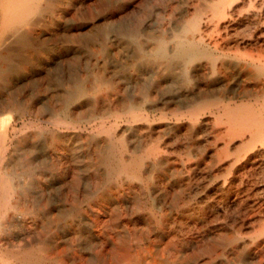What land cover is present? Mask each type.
<instances>
[{"label": "rangeland", "instance_id": "rangeland-1", "mask_svg": "<svg viewBox=\"0 0 264 264\" xmlns=\"http://www.w3.org/2000/svg\"><path fill=\"white\" fill-rule=\"evenodd\" d=\"M15 1L0 0V264H264V153L217 116L264 100V0H43L18 21ZM194 19L195 59L155 53Z\"/></svg>", "mask_w": 264, "mask_h": 264}, {"label": "bare ground", "instance_id": "bare-ground-1", "mask_svg": "<svg viewBox=\"0 0 264 264\" xmlns=\"http://www.w3.org/2000/svg\"><path fill=\"white\" fill-rule=\"evenodd\" d=\"M41 1H43V0H17V1H15L14 3H13V6L15 7V9H16V13L18 14L16 17H15V20L16 21H18L20 18H23V17H25L26 15H28V14H30L31 12H32V10H33V8H36L37 10H39L40 9V6H39V4L41 3ZM45 1H49V0H45ZM53 1V0H52ZM249 3V2H248ZM44 4V3H43ZM58 4V3H57ZM52 7V6H51ZM102 8V7H101ZM230 8V7H229ZM232 9V8H231ZM36 10V11H37ZM54 10V9H53ZM101 10V9H100ZM103 10V9H102ZM215 10H216V12H217V14H221L222 13V9H221V7L220 6H218V7H216L215 8ZM230 10V9H229ZM44 11V10H43ZM254 11V10H253ZM40 13V12H39ZM52 13V12H51ZM33 14V13H32ZM43 14V13H42ZM46 14V13H45ZM228 14V13H227ZM230 14H232V13H230ZM258 14V13H257ZM256 14V15H257ZM40 15V14H39ZM260 15V14H259ZM39 17V16H38ZM85 17V16H84ZM118 17V16H117ZM192 17H193V15H192ZM191 18V17H190ZM232 18V17H231ZM257 18V17H256ZM87 19H88V17H87ZM264 19V18H263ZM42 21V20H41ZM26 22V21H25ZM61 22V21H60ZM184 22V21H183ZM236 21L234 20V21H227L226 23H224V28H229V27H232L233 26V23H235ZM256 22V21H255ZM38 23V22H37ZM102 24V23H101ZM239 24V23H238ZM252 24V23H251ZM27 25V24H26ZM25 26V25H24ZM176 26H177V24H176ZM242 26V25H241ZM247 26V25H246ZM261 26V25H260ZM26 27V26H25ZM37 27V26H36ZM90 27H91V25H90ZM245 27V26H244ZM39 28V27H38ZM179 28H180V26H179ZM42 29H44V28H42ZM206 29V26L205 25H203V26H201V28H200V26H199V22L196 20V19H194V20H192V21H190L187 25H184V28L181 30V32L177 35V37H178V40H177V42H176V46H175V48H173V46H172V48L173 49H167L166 47H165V45H164V43L162 42V43H160L159 41H156V43H155V48H154V51H155V53H157L158 55H161L163 58H169V59H171V58H178V59H180V58H183V57H185V56H188V58H189V61H192L193 59H195V56L196 55H192V52H191V49L192 48H194V47H196V44H199V45H202L203 44V35L201 34L202 33V31L203 30H205ZM212 29V28H211ZM45 30V29H44ZM240 30V29H239ZM245 30H247V29H245ZM140 31H142L141 29H140V27H136V28H121V27H119L117 30H116V34L117 35H119V36H124V37H128V38H131V39H133V42L134 43H137V45H138V47H141V46H143L142 45V43H140V42H138L137 40H135V38H136V36L139 34V32ZM77 32V31H76ZM86 32V31H85ZM231 32V31H230ZM235 32V31H234ZM51 33V32H50ZM80 33V32H79ZM195 33H197L198 35H197V37H194V34ZM205 33V32H204ZM10 34V33H9ZM71 34V33H70ZM11 36H12V34H10ZM72 35V34H71ZM55 36V35H54ZM230 36V35H229ZM19 37V39H18V42L19 43H21V44H23L24 46L25 45H27L28 44V42H27V40H24L23 39V37H22V34L20 35V36H18ZM98 37V36H97ZM210 37V36H209ZM208 37V38H209ZM249 37V36H248ZM10 38H12V37H10ZM34 38V37H33ZM7 39V38H6ZM5 39V40H6ZM102 39V38H101ZM14 40V43H15V41L17 40L16 38L15 39H13ZM12 40V41H13ZM47 40V39H46ZM85 40H87V39H85ZM170 40V39H169ZM255 40H256V38H255ZM11 41V42H12ZM230 41V40H229ZM9 42V41H8ZM17 42V41H16ZM45 42V41H44ZM47 42V41H46ZM92 42V41H91ZM122 42V41H121ZM130 42V41H129ZM1 43V42H0ZM3 43V42H2ZM98 44V43H97ZM103 44V43H102ZM150 44V43H149ZM208 44V43H207ZM210 44V43H209ZM5 45V44H4ZM204 45V44H203ZM217 45V44H216ZM3 46V45H2ZM169 46V45H168ZM205 46V45H204ZM210 46V45H209ZM208 46V47H209ZM153 47V46H152ZM207 47V46H206ZM213 47V46H212ZM18 48V47H17ZM86 48V47H85ZM211 48V47H210ZM84 49V48H83ZM92 49V48H91ZM126 49V48H125ZM214 49V48H213ZM19 50V49H18ZM102 50V49H101ZM104 50H106V49H104ZM203 50V49H202ZM222 50V49H221ZM231 50V49H230ZM34 51H36V50H34ZM193 51V50H192ZM207 51V50H206ZM135 52V51H134ZM137 52V51H136ZM212 52V51H211ZM191 53V54H190ZM222 53V52H221ZM226 53V52H225ZM15 54V53H14ZM17 54V53H16ZM40 54V53H39ZM82 54V53H81ZM147 54H149V53H147ZM207 54V53H206ZM209 54V53H208ZM217 54V53H216ZM223 54V53H222ZM227 54V53H226ZM252 54V53H251ZM254 54V53H253ZM252 54V55H253ZM11 55V54H10ZM91 55V54H90ZM228 55V54H227ZM4 56V55H3ZM7 56V55H6ZM145 56H146V54H145ZM12 57V56H11ZM98 57V56H97ZM103 57V56H102ZM110 57V56H109ZM160 57V56H159ZM229 57V56H228ZM258 57V56H257ZM5 58V57H4ZM8 58V57H7ZM153 58V57H152ZM230 58H232V57H230ZM229 58V59H230ZM2 59V58H1ZM17 59V58H16ZM19 59V58H18ZM30 59V58H29ZM233 59V58H232ZM10 60V59H9ZM87 60V59H86ZM140 60V59H139ZM204 60V59H203ZM227 60V59H226ZM225 60V61H226ZM235 60H239L238 58L237 59H235ZM243 60V59H242ZM248 60V59H247ZM250 60V59H249ZM263 60V59H262ZM4 61V60H3ZM15 61V60H14ZM103 61V60H102ZM133 61V60H132ZM146 61V60H145ZM151 61V60H150ZM176 61V60H175ZM245 61V60H244ZM7 62H9V61H7ZM20 62V61H19ZM96 62V61H95ZM98 62H99V60H98ZM106 62H108V61H106ZM110 62H111V60H110ZM135 62H137V61H135ZM236 62V61H235ZM252 62H253V64H252V67H254L256 70H257V72H259V75L260 76H262V77H264V65H261L260 63H259V65L258 64H255L254 63V61L252 60ZM256 62V61H255ZM10 63V62H9ZM28 63V62H27ZM31 63V62H30ZM104 63V62H103ZM109 63V62H108ZM162 63V62H161ZM174 63V62H173ZM181 63V62H180ZM244 63V62H243ZM246 63H249V62H246ZM2 64V63H1ZM4 64V63H3ZM2 64V65H3ZM55 64V63H54ZM58 64V63H57ZM97 64V63H96ZM110 64V63H109ZM119 64V63H118ZM222 64V63H221ZM13 65V64H12ZM11 65V66H12ZM16 65V64H15ZM56 65V64H55ZM105 65V64H104ZM112 65H114V64H112ZM160 65V64H159ZM166 65V64H165ZM173 65V64H172ZM6 66V65H5ZM29 66V65H28ZM27 66V67H28ZM115 66V65H114ZM128 66V65H127ZM7 67V66H6ZM6 67H4V68H6ZM107 67V66H106ZM109 67V66H108ZM117 67V66H116ZM126 67V66H125ZM132 67V66H131ZM227 67H229V66H227ZM231 67H232V65H231ZM242 67V66H241ZM251 67V66H250ZM3 68V67H2ZM1 68V69H2ZM92 68V67H91ZM99 68V67H98ZM97 68V69H98ZM113 68V67H112ZM164 68V67H163ZM170 68H171V65H170ZM183 68V67H182ZM9 69V68H8ZM12 69V68H11ZM24 68H22V70H23ZM95 69V68H94ZM94 69L92 70L93 72H94ZM129 69V68H128ZM131 69V68H130ZM233 69H234V67H233ZM236 69V68H235ZM120 70V69H119ZM6 71V70H5ZM10 71V70H9ZM101 71H102V69H101ZM105 71V70H104ZM118 71V70H117ZM125 71V70H124ZM182 71V70H181ZM255 71V70H254ZM3 72V71H2ZM25 72V71H24ZM85 72L86 71H84V74H85ZM95 72H96V75H97V77L98 78H102V77H104L103 75V73L102 72H100V71H96L95 70ZM111 72V71H110ZM126 72V71H125ZM179 72V71H178ZM213 72V71H212ZM256 72V73H257ZM8 73H10V72H8ZM90 73V72H89ZM88 73V74H89ZM107 73V72H106ZM121 73V72H120ZM119 73V74H120ZM118 74V73H117ZM1 77L3 78V80H2V83H3V85H5L6 84V81H5V78H8L9 79V77H7V75H5L4 74V72H3V74L1 73ZM9 75V74H8ZM90 75V74H89ZM88 75V76H89ZM254 75V74H253ZM80 76V75H79ZM87 75H85V77H86ZM114 76V75H113ZM117 76H120V75H117ZM138 76V75H137ZM231 76H232V74H231ZM257 76V75H256ZM12 77V76H11ZM109 77V76H108ZM146 77V76H145ZM189 77V76H188ZM210 77V76H209ZM79 78V77H78ZM95 78V77H94ZM215 78V77H214ZM10 80V79H9ZM8 80V81H9ZM85 80H87V79H85ZM182 80V79H181ZM236 80V79H235ZM90 81V80H89ZM91 81H92V79H91ZM118 81V80H117ZM238 81V80H237ZM111 82V81H110ZM10 83V82H9ZM13 83V82H12ZM78 83H79V81H78ZM99 83V82H98ZM123 83V82H122ZM20 84V83H19ZM22 84V83H21ZM91 84V83H90ZM103 84H105V83H103ZM73 85V84H72ZM109 85V84H108ZM106 86V85H105ZM3 87V86H2ZM72 87V86H71ZM98 87V86H97ZM107 87V86H106ZM113 87V86H112ZM79 88V87H78ZM86 88H88V87H86ZM100 88V87H99ZM1 89H3V88H1ZM65 89V88H64ZM67 89V88H66ZM97 88H95V90H96ZM115 89V88H114ZM61 90V89H60ZM77 90H79V89H77ZM81 90V89H80ZM245 90V89H244ZM67 91V90H66ZM65 92V91H64ZM81 92L82 93H84L85 91L84 90H81ZM130 92V91H129ZM43 93V92H42ZM78 93V92H77ZM98 93V92H97ZM108 93H109V91H108ZM117 93V92H116ZM220 93V92H219ZM229 93V92H228ZM2 94V93H1ZM53 94V93H52ZM66 94V93H65ZM230 94V93H229ZM42 95V94H41ZM76 95V94H75ZM252 95V94H251ZM260 95V94H259ZM175 96V95H174ZM226 96V95H225ZM248 96V95H247ZM249 96H250V94H249ZM39 97V96H38ZM66 97H68V96H66ZM71 97V96H70ZM99 97V96H98ZM97 97V98H98ZM107 97V96H106ZM222 97H223V95H222ZM237 97V96H236ZM243 97V96H242ZM246 97V96H245ZM251 97V96H250ZM261 97V96H260ZM263 97V96H262ZM19 99H20V97H18ZM18 98H16V99H18ZM26 98H28L27 96H26ZM26 98H24V99H26ZM72 98V97H71ZM92 98V97H91ZM96 98V97H95ZM96 98V99H97ZM100 98V97H99ZM105 98V97H104ZM109 98V97H108ZM203 98V97H202ZM224 98H226V97H224ZM244 98V97H243ZM264 98V97H263ZM18 99V100H19ZM35 99V98H34ZM64 99V98H63ZM77 99V98H76ZM101 99H103V98H101ZM191 99V98H190ZM242 99V98H241ZM21 100V99H20ZM27 100V99H26ZM92 100V99H91ZM126 100V99H125ZM141 100V99H140ZM185 100V99H184ZM235 100V99H234ZM248 100V99H247ZM15 101V100H14ZM14 101H13V103H14ZM62 101V100H61ZM80 101H82V100H80ZM79 101V102H80ZM111 101V100H110ZM158 101H160V99L158 100ZM239 101H241V100H239ZM259 101V100H258ZM17 102V101H16ZM15 102V103H16ZM45 102V101H44ZM60 102V101H59ZM78 102V101H77ZM107 102H108V100H107ZM227 102V101H226ZM235 102V101H234ZM237 102V101H236ZM248 102H250V101H248ZM18 103V102H17ZM20 103H21V101H20ZM46 103V102H45ZM63 103H65V102H63L62 101V104ZM96 103V102H95ZM175 103V102H174ZM244 103V102H243ZM253 104H254V101L252 102ZM251 103V104H252ZM27 104V103H26ZM237 104V103H236ZM248 104V103H247ZM20 105V104H19ZM25 105V104H24ZM101 105V104H100ZM198 105V104H197ZM209 105V104H208ZM224 105V104H223ZM243 105V104H242ZM241 105V106H242ZM70 106V105H69ZM68 106V107H69ZM199 106V105H198ZM204 106V105H203ZM233 106V105H232ZM228 107L227 109H226V106H223L222 107V110H223V115H219V114H217V116H224L225 117V119H226V121H227V123H228V125H229V127H227V133H229V134H232V133H236V132H239L240 133V136H245L246 134H247V136H246V138H245V141L244 142H242L243 144H244V151L247 153V156H248V153H249V156L251 155V158H254V157H256V156H259V155H262L263 153H264V100H263V102H259V108L256 110H253L252 108V110L249 112L250 114H246V115H243V114H240L239 113V111H240V109H239V107L240 106H237V105H235L234 107ZM0 107H3L2 106V104H0ZM17 107V106H16ZM21 107V106H20ZM36 106H34V108H35ZM52 107V106H51ZM63 107V106H62ZM71 107V106H70ZM73 107V106H72ZM143 107V106H142ZM207 107V106H206ZM215 107V106H214ZM217 107V106H216ZM219 107V106H218ZM250 107V106H249ZM252 107V106H251ZM10 108V107H9ZM37 108V107H36ZM67 108V107H66ZM141 108V107H140ZM220 108V107H219ZM243 108V107H242ZM133 109V108H132ZM131 109V110H132ZM143 109V108H142ZM204 109V108H203ZM205 109H209V107L208 108H205ZM221 109V108H220ZM23 110V109H22ZM61 110V109H60ZM60 110H59V112H60ZM96 110V109H95ZM193 110V109H192ZM197 110V109H196ZM196 110H193L192 111V116H197L198 115V111H196ZM210 110H211V108H210ZM217 110V109H216ZM222 110H221V113H222ZM1 111V110H0ZM6 111V110H5ZM8 111V110H7ZM52 111V110H51ZM214 111V110H213ZM219 110H217V112H218ZM23 112V111H22ZM129 112V111H128ZM161 112H163V111H161ZM241 112H242V110H241ZM50 113V112H49ZM52 113V112H51ZM67 113H68V111H67ZM122 113V112H121ZM173 113V112H172ZM246 113H248V112H246ZM164 114V113H163ZM163 114H161V115H163ZM174 114V113H173ZM20 115V114H19ZM45 115V114H44ZM67 115V114H66ZM127 115V114H126ZM213 115V114H212ZM24 116V115H23ZM28 116V115H27ZM49 116V115H48ZM125 116V115H124ZM129 116V117H128ZM127 117L129 118V121H134V123L136 122V123H138V121H140V119H146V120H148V116L147 115H145V114H143V113H140V114H138V115H136V114H130V115H128ZM160 116V115H159ZM164 116V115H163ZM190 116V115H189ZM43 117V116H42ZM51 117V116H50ZM67 117V116H66ZM108 117V116H107ZM122 117V116H121ZM150 117V116H149ZM182 117V116H181ZM191 117V116H190ZM26 118V117H25ZM94 118H96V117H94ZM100 118V117H99ZM179 118V117H178ZM197 118H199V117H197ZM60 119V118H59ZM93 119V118H92ZM102 119H104V117L102 118ZM116 119H118V118H116ZM51 120V119H50ZM101 120V119H100ZM99 120V121H100ZM105 120V119H104ZM138 120V121H137ZM153 120V119H152ZM155 120V119H154ZM179 120V119H178ZM194 120V119H193ZM195 120H197L198 121V119H195ZM194 120V121H195ZM23 121V120H22ZM43 121H45L44 119H43ZM88 121V120H87ZM117 120H115V122H116ZM119 121V120H118ZM156 121V120H155ZM158 121V120H157ZM238 121H240V125H237L236 124V122H238ZM46 122V121H45ZM44 122V123H45ZM114 122V121H113ZM122 122V121H121ZM141 122V121H140ZM144 122H145V120H144ZM151 122V121H150ZM162 122V121H161ZM42 123V122H41ZM71 123V122H70ZM112 123V122H111ZM133 123V124H134ZM149 123V122H148ZM152 123V122H151ZM196 123V122H195ZM107 124V123H106ZM113 124V123H112ZM130 124V123H129ZM132 124V123H131ZM139 124V123H138ZM192 124H194L193 122H192ZM72 125V124H71ZM76 125V124H75ZM110 125V124H109ZM127 125V124H126ZM51 126V125H50ZM62 126V125H61ZM74 126V125H73ZM117 126V125H116ZM43 127V126H42ZM47 127V126H46ZM68 127V126H67ZM102 127V126H101ZM113 128V127H112ZM226 129V128H225ZM81 130V129H80ZM103 130V129H102ZM106 130V129H105ZM116 130V129H115ZM78 131V130H77ZM82 131V130H81ZM98 131V130H97ZM100 131V130H99ZM98 131V132H99ZM117 131V130H116ZM120 131H121V129H120ZM106 132V131H105ZM105 132H103V135L105 134ZM58 133V132H57ZM114 133V132H113ZM55 134V133H54ZM59 134V133H58ZM100 134H101V132H100ZM99 134V135H100ZM222 134V133H221ZM226 134V133H225ZM94 135H96V134H94ZM114 135V134H113ZM224 135V134H223ZM56 136H57V134H56ZM101 136V135H100ZM217 136H219V135H217ZM55 137V136H54ZM103 137V136H102ZM115 137V136H114ZM117 137V136H116ZM229 137V136H228ZM113 138V137H112ZM55 139V138H54ZM242 139V138H241ZM116 140V139H115ZM226 140V139H225ZM55 141V140H54ZM112 141H114V140H112ZM117 141V140H116ZM116 141H114V143L116 142ZM256 141H259L260 142V145L259 146H257L256 145ZM5 142V141H4ZM88 142V141H87ZM93 142H94V140H93ZM90 143V142H89ZM136 144H138V143H136ZM77 145V144H76ZM118 145V144H117ZM240 145H241V143H240ZM75 146V145H74ZM92 146V145H91ZM135 146V145H134ZM97 147V146H96ZM99 149V148H98ZM115 149V148H114ZM236 149V148H235ZM7 150V149H6ZM117 150V149H116ZM120 150H121V148H120ZM123 150H125V148L123 147ZM90 151V150H89ZM57 152V151H56ZM75 152V151H74ZM95 152V151H94ZM114 152H115V150H114ZM121 152V151H120ZM137 152V151H136ZM143 152V151H142ZM234 152V151H233ZM236 152V151H235ZM101 153V152H100ZM116 153V152H115ZM154 153H156V152H154ZM231 153H232V151H231ZM60 154V153H59ZM76 154H77V152H76ZM103 155V154H102ZM116 155V154H115ZM120 155V154H119ZM153 155V154H152ZM226 155V154H225ZM232 155V154H231ZM239 155V154H238ZM241 155V154H240ZM135 156V155H134ZM223 156V155H222ZM244 156V155H243ZM117 157V156H116ZM115 157V158H116ZM139 157V156H138ZM73 158H75L74 156H73ZM118 158V157H117ZM234 158V157H233ZM250 158V159H251ZM77 159V158H76ZM119 159V158H118ZM228 159V158H227ZM240 159H241V157H240ZM249 159V160H250ZM257 159V158H256ZM260 159V158H259ZM263 159H264V157H263ZM73 160H75V159H73ZM78 160V159H77ZM110 160V159H109ZM114 160V159H113ZM113 160H112V162H113ZM136 160V162H137V159H135ZM116 161V160H115ZM154 161V160H153ZM238 161H240L239 159H238V156H235V158L234 159H232V162H231V164H230V166L229 167H231V170H233V171H237L238 172V170L239 169H243V168H245L244 167V163H246L248 160L247 159H245V160H243V162H238ZM140 162H141V160H140ZM165 162V161H164ZM261 162V161H260ZM1 163V162H0ZM80 163H81V161H80ZM111 163V162H110ZM132 163H133V161H132ZM142 163V162H141ZM151 163V162H150ZM154 163H155V161H154ZM97 164V163H96ZM112 165V164H111ZM114 165V164H113ZM134 165H135V167H136V165L137 164H135V162H134ZM216 165V164H215ZM262 165V164H261ZM73 166H74V164H73ZM109 166V165H108ZM122 166V167H121ZM110 167V166H109ZM118 167H119V165H118ZM147 167V166H146ZM156 167H157V165H156ZM100 168H103V166L102 167H100ZM120 168L121 169H124V171H126V172H128L127 170H129V172L131 171V169H130V167H129V164H125V162L123 161L122 163H120ZM138 168V167H137ZM149 168V167H148ZM256 168V167H255ZM113 169V168H112ZM135 169V168H134ZM259 169H260V167H259ZM262 169V168H261ZM67 170V169H66ZM111 170V169H110ZM117 168H116V172H117ZM65 171V170H64ZM224 171H225V169H224ZM243 171V170H242ZM219 172V171H218ZM136 173V172H135ZM138 173H139V170H138ZM257 173H258V171H257ZM111 174H112V172H111ZM129 174V173H128ZM130 174H132V173H130ZM143 174V173H142ZM142 174H140V175H142ZM260 174V173H259ZM66 175H67V173H66ZM137 175V174H136ZM139 175V174H138ZM223 175V174H222ZM226 175V174H225ZM113 176V175H112ZM128 176V175H127ZM224 176V175H223ZM137 178H138V176H136ZM212 177V176H211ZM241 177H242V175H241ZM142 178H143V175H142ZM142 178H141V180H142ZM220 178V177H219ZM135 180H136V178H134ZM145 179V178H144ZM120 180V179H119ZM9 181H10V179H9ZM216 181V180H215ZM258 181V180H257ZM135 182V181H134ZM139 182V181H138ZM142 182L144 183V180H142ZM141 182V183H142ZM11 183V182H10ZM108 183V182H107ZM113 183V182H112ZM136 183H137V181H136ZM214 183V182H213ZM258 183V182H257ZM99 184H100V182H99ZM9 185V184H8ZM122 185V184H121ZM209 186V185H208ZM260 186V185H259ZM10 187V186H9ZM143 187V186H142ZM262 188V187H261ZM9 189H11V188H9ZM79 190H81V189H79ZM259 190V189H258ZM9 191V190H8ZM8 191L6 192V194L8 193ZM79 192V191H78ZM1 193V192H0ZM12 193V192H11ZM124 194V193H123ZM82 194H80V196H81ZM8 197H10V196H8ZM8 197H6V198H8ZM156 197V196H155ZM88 199V198H87ZM264 199V198H263ZM2 200H3V198H2ZM4 200H5V198H4ZM131 199H129V201H130ZM164 201V200H163ZM7 202H8V200H7ZM8 204V203H7ZM156 205H158V204H156ZM73 206V205H72ZM78 206V205H77ZM107 207V206H106ZM70 208V207H69ZM158 208V207H157ZM70 210V209H69ZM109 212V211H108ZM120 212V211H119ZM151 212V211H150ZM1 213V212H0ZM75 213V212H74ZM121 214V213H120ZM128 214V213H127ZM153 214V213H152ZM68 215V214H67ZM52 216V215H51ZM1 217V216H0ZM73 217H74V214H73ZM76 217V216H75ZM153 217H154V215H153ZM107 220V219H106ZM134 220V219H133ZM147 220V219H146ZM69 221V220H68ZM79 221V220H78ZM52 222H53V220H52ZM80 222V221H79ZM108 222H109V220H108ZM10 223H12V222H10ZM54 223V222H53ZM59 223V222H58ZM62 223V222H61ZM14 224V223H13ZM60 224V223H59ZM10 225V224H9ZM64 225V224H63ZM104 225V224H103ZM3 226V225H2ZM89 226V225H88ZM102 226V225H101ZM135 226V225H134ZM56 227H57V225H56ZM55 227V228H56ZM140 227H141V225H140ZM243 227V226H242ZM61 228V227H60ZM60 228H59V230H60ZM262 228V227H261ZM14 229V228H13ZM90 229V228H89ZM103 229V228H102ZM232 229V228H231ZM234 229V228H233ZM0 230H1V225H0ZM109 231V230H108ZM234 231V230H233ZM259 231V230H258ZM257 231V232H258ZM261 231H263V230H261ZM54 232V231H53ZM101 233V232H100ZM145 233V232H144ZM234 233V232H233ZM254 233V232H253ZM256 233V232H255ZM255 233H254V235H255ZM262 233V232H261ZM76 234V233H75ZM109 234V233H108ZM137 234V233H136ZM135 234V235H136ZM79 235V234H78ZM242 235V234H241ZM257 235L259 236V234H256V237H257ZM50 236V235H49ZM82 236V235H81ZM80 236V237H81ZM137 236V235H136ZM236 236H238V234H236ZM240 236V235H239ZM244 236V235H243ZM242 236V237H243ZM263 236V235H262ZM47 237V236H46ZM58 237V236H57ZM132 237V236H131ZM241 237V238H242ZM248 237V236H247ZM256 237H254V238H256ZM208 238V237H207ZM230 238V237H229ZM258 238V237H257ZM53 239V238H52ZM52 239H50V240H52ZM54 240H56V239H54ZM112 240V239H111ZM143 240V239H142ZM149 240V239H148ZM243 240V239H242ZM130 241V240H129ZM255 241V240H254ZM53 242V241H52ZM56 242V241H55ZM131 242H133V241H131ZM147 242V241H146ZM149 242V241H148ZM181 242V241H180ZM134 243V246H135V242H133ZM176 243V242H175ZM249 244V243H248ZM114 245V244H113ZM128 245V244H127ZM137 245H138V243H137ZM180 245V244H179ZM143 246V245H142ZM150 246V245H149ZM254 246H256V245H254ZM53 247V246H52ZM137 247V246H136ZM151 247V246H150ZM186 247V246H185ZM196 248V247H195ZM139 249V248H138ZM143 249V248H142ZM260 249V248H259ZM221 250H223V249H221ZM133 251H135V250H133ZM137 251H139V250H137ZM155 251H157V249L155 250ZM38 252V251H37ZM124 252V251H123ZM190 252V251H189ZM219 252V251H218ZM217 252V253H218ZM3 253V252H2ZM31 253V252H30ZM39 253V252H38ZM41 253V252H40ZM39 253V254H40ZM61 253V252H60ZM127 252H125V254H126ZM129 253V252H128ZM155 253V252H154ZM232 253V252H231ZM234 253V252H233ZM19 254V253H18ZM123 254V253H122ZM150 254V253H149ZM216 254V253H215ZM220 254V253H219ZM6 255V254H5ZM12 255V254H11ZM147 255V254H146ZM50 256V255H49ZM60 256V255H59ZM139 256V255H138ZM144 256V255H143ZM150 256V255H149ZM7 257H9V256H7ZM41 257V255L39 256V258ZM123 257V256H122ZM141 257H142V255H141ZM146 257V256H145ZM216 257H217V255H216ZM226 257V256H225ZM224 257V258H225ZM3 258V257H2ZM0 259L1 260V263H3L4 262V260L3 259ZM11 258V257H10ZM37 258H38V256H37ZM53 258V257H52ZM131 258V257H130ZM151 258H152V256H151ZM162 258V257H161ZM222 259H223V257H221ZM209 259V258H208ZM216 259V258H215ZM42 260V259H41ZM52 260H55V258L54 259H52ZM129 260V259H128ZM131 260V259H130ZM164 260V259H163ZM196 260V259H195ZM225 260H227V259H225ZM16 261V260H15ZM141 261V260H140ZM210 261V260H209ZM221 261V260H220ZM35 262V261H34ZM39 262V261H38ZM121 262V261H120ZM127 262V261H126ZM96 263V262H95ZM124 263V262H123ZM122 263V264H123ZM153 263V262H152ZM209 263V262H208ZM25 264V263H24ZM33 264V263H32ZM38 264V263H37ZM42 264H44V263H42ZM114 264V263H113ZM139 264H140V262H139ZM144 264V263H143ZM210 264V263H209Z\"/></svg>", "mask_w": 264, "mask_h": 264}]
</instances>
